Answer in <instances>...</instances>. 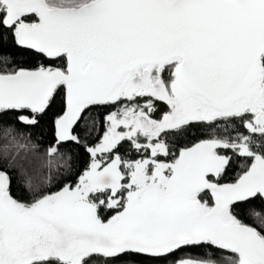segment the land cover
Masks as SVG:
<instances>
[{
    "label": "snow or ice",
    "instance_id": "snow-or-ice-1",
    "mask_svg": "<svg viewBox=\"0 0 264 264\" xmlns=\"http://www.w3.org/2000/svg\"><path fill=\"white\" fill-rule=\"evenodd\" d=\"M0 264H264V0H0Z\"/></svg>",
    "mask_w": 264,
    "mask_h": 264
}]
</instances>
